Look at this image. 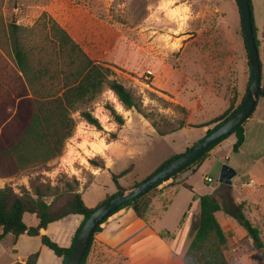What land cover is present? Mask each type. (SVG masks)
<instances>
[{"label": "rangeland", "instance_id": "rangeland-1", "mask_svg": "<svg viewBox=\"0 0 264 264\" xmlns=\"http://www.w3.org/2000/svg\"><path fill=\"white\" fill-rule=\"evenodd\" d=\"M55 1L0 0V54L6 62L0 64L1 84L8 83V75L13 66L4 36L6 25L12 21L25 29L24 42L26 49L30 51L31 59L36 62L35 67H40L37 63L40 61V65L53 69L61 68L58 49L56 50V46L50 42L48 29L50 24L47 27L41 25L44 21L46 23L48 18L53 19L48 8ZM68 1L90 11L117 33L127 46L142 54L141 70L123 69L107 63L116 74V78L135 97L142 112L139 113L135 109L125 110L112 92L104 91L92 104L93 114L104 131H97L94 127L83 123L76 112L73 114L76 127L72 137L65 142L62 156L47 164L31 167L13 178H0V188L10 186L17 193L27 190L33 195L35 190H39L45 195V201L49 203L58 192L67 190L69 185L81 192L83 202L88 208H94L106 195L116 191L113 175H118L132 167L126 176L119 179L121 186L130 189L134 187V183L141 182L154 172L172 154L184 153L188 145H192L201 137V131L194 127L178 130L167 139L160 134L159 131L178 129L186 119L192 124L201 123V112L194 111L187 118V111H182L180 105L172 102L168 98V92L155 86L162 83L164 85L166 73L178 72L176 73L178 77L171 78L169 87L173 91L178 90V100L195 106L196 99L201 101L202 97L205 101L206 94L201 88V77L209 76L206 71L208 57L220 52L223 63L230 65L228 74H234V81L237 82L238 78L242 81L239 60L246 62V51L241 35L240 13L235 0ZM251 3L258 21L264 22V0H251ZM43 13L46 14L45 17ZM260 47L258 55L260 69L264 75L263 46ZM223 69L225 70V64ZM147 70L152 71L153 75L145 73ZM231 80L233 79L230 78ZM263 99L260 97L258 101L259 108L263 105ZM106 103H110L129 125V130H124V138L114 142L110 148L107 143L114 139L110 133L122 126H118L113 121L104 108ZM221 105L223 101L218 100L214 107L215 111H218ZM228 138V141H224L217 149V153L212 154L213 156L202 166L195 171V167H191L192 171L186 172L185 181L198 195H210L217 201L226 202V207H230L231 203L238 204L245 201L248 205L245 216L259 228L264 242V187L260 186V179H264V161L254 164L252 155L233 152L234 144L232 145L231 142L235 138L234 136ZM254 144L255 151H264V130L260 134H255ZM90 160H95L98 164L104 163L105 167L107 164L108 169H96L91 165ZM223 165L231 167L237 173L230 185L219 182ZM207 178L211 181H207ZM250 178L256 181V187H243L242 185ZM179 183V177L170 178L150 194L151 205L155 207L143 220L147 222L156 211V215L171 229L169 231L172 235L167 238L176 245L177 253L184 255L198 226L197 216L187 214L183 218L187 206L194 202L193 194L185 187L176 186L166 195L172 196L170 200L174 203L172 206L171 203L168 204L170 207L163 216L161 208L164 203L160 201V195L165 189ZM221 188L226 189L221 191ZM119 216L112 220H118ZM129 216L126 214L120 217L122 218L120 223L114 226V230L108 229L107 233L116 234L115 231L120 224H123ZM187 220L190 222V227L184 226ZM24 222L32 225L36 222V218L26 214ZM62 224L52 225L49 234L54 235V230ZM151 227L160 228L156 220L151 223ZM240 228L245 233V230ZM176 236L179 240L175 242L173 238ZM12 238L11 235H7L0 241V264H15L16 254L24 258L38 251V247L41 246L37 237L23 236L15 247L12 245ZM231 242L230 244L228 241L225 250L229 264H264L260 254L245 236L235 234ZM43 250L40 264H50L51 259L55 260L56 256L46 247ZM119 257L111 256L107 264H125Z\"/></svg>", "mask_w": 264, "mask_h": 264}, {"label": "trees", "instance_id": "trees-1", "mask_svg": "<svg viewBox=\"0 0 264 264\" xmlns=\"http://www.w3.org/2000/svg\"><path fill=\"white\" fill-rule=\"evenodd\" d=\"M248 3L251 12L253 36L255 44L259 48L260 42L256 34L251 0H248ZM43 16L45 17L46 14L43 13ZM49 24L50 42L56 46L60 56V63H58L61 64V68L58 69L40 65V61L37 62L40 67H35L34 64L36 62L31 59L30 51L26 49L24 42L23 32L25 29L14 21L5 27V45L8 46V55L12 60L13 66L8 75V83L6 85L0 83L1 179L13 178L31 167L47 164L62 156L65 142L72 137L76 127V121L73 118V114L76 112L86 124L94 127L97 131H104L101 123L94 116L92 109V104L104 91L112 92L125 110L135 109L139 113L142 112L135 97L116 78V74L110 67L91 60L70 35L52 18H48V21L46 23L44 21L41 25L42 27H47ZM241 35L243 38L242 26ZM243 45L246 51V63L249 72L247 48L244 39ZM1 63L6 64L4 57L0 54ZM249 84L250 73L245 94L240 100L236 89L232 90L227 98L228 106L223 113L205 124L191 127L212 126L206 131L205 136L210 134L238 109L246 96ZM260 97H264V76L262 75L260 77L258 99ZM104 108L118 126L124 125V118L116 112L110 103H106ZM10 109L13 111H10ZM181 109L184 112L186 111L182 107ZM254 109L255 107L251 114ZM245 121L212 145L202 156L182 170L174 173L170 178L175 179L179 174L189 170L191 167H199L209 156V152L232 134L236 137L233 152H237L244 142L243 124ZM182 127H184L183 122L179 128ZM110 136L116 138L114 133H110ZM196 143L187 148L185 152ZM179 155H172L152 174ZM90 163L97 169L105 168L104 163L98 164L95 160H90ZM131 170L132 167L118 175L112 176L116 191L113 194L106 195L94 208H88L83 202L81 192L69 185L67 190L58 192L49 203L45 201V195L39 190H35L33 195L27 190L17 193L10 186L0 188V241L7 235L13 236L14 239L21 235L39 236L41 243L52 251L55 256L61 258L62 264H65L80 228L89 214L115 195L129 189L121 186L119 179L126 176ZM141 182H136L133 186H137ZM179 185L193 193V201H197L200 207L198 226L191 243L182 257L184 264H229L225 255L228 239L216 217L219 212L229 215L245 230V238L252 243L253 248L264 260V242L261 239L259 228L245 216L247 205L245 202L226 207L210 195L196 194L192 187L185 182L180 181ZM158 186L151 188L134 199L128 200L106 216L95 227L79 264H86L94 236L102 232L103 228L101 225L107 222L109 217L125 209L130 211L134 218L144 219L151 208L150 194L156 191ZM168 202V200H164L163 210H165ZM25 214L34 215L38 221L37 225L27 226L23 221ZM72 215H80L83 219L68 248L60 246L46 234L41 233L47 229L49 224ZM168 236L169 233L167 232L160 234L161 238ZM38 256V252L29 255L25 260V264H36Z\"/></svg>", "mask_w": 264, "mask_h": 264}, {"label": "crops", "instance_id": "crops-1", "mask_svg": "<svg viewBox=\"0 0 264 264\" xmlns=\"http://www.w3.org/2000/svg\"><path fill=\"white\" fill-rule=\"evenodd\" d=\"M48 11L53 17L54 21L57 22L70 35V37L82 48V50L91 60L95 61L96 63L103 64L105 66H108L107 63L109 64L111 63L116 67L123 69H130V70L135 69L136 71L142 69L143 67L142 54L135 52L131 46L130 47L127 46V44L118 37L117 33L113 32L108 25H105L101 20H99L87 9L79 6H75L72 3H70L68 0H56L48 8ZM253 19L256 27L257 38L260 42V46H263V54H264V22L260 20L258 21L257 17L254 15V9H253ZM68 21L70 23H68ZM246 62L245 61L241 62L239 60L240 74L242 76V81L241 79L239 80L238 78L236 82L234 81V77H235L234 74L233 75L228 74V71H230L229 68L230 65H228V63H223L220 52H218L217 54L213 53L212 56L208 57V59L206 60L207 63L206 71L207 74H209L210 78L209 76H207L206 78L201 77V88L206 94V96L204 97L205 101L202 100V97H201V101L196 99L195 106H190L178 100L177 99L178 90L175 89L173 91L169 87L171 78L177 76L178 74L176 73L178 72L169 71L168 73H166L164 85L162 83L155 86L160 87L159 89H163L166 92H168L167 93L169 95L168 98L172 102L176 103L177 105H180L187 111L188 113L187 118H189L192 112L194 111L201 112V123L192 124L186 119L184 123V127L182 128H178L173 131H159L161 132L160 134H162V137L164 139H167L170 136L174 135L178 130H182L191 126H198L205 124L211 121L212 119H214L215 117L219 116L221 113H223L226 110L228 106L227 98L230 92L234 89H236L238 98L240 100L245 94L247 83L249 80L250 70L248 72V67ZM223 64H225V70L223 69ZM231 72H233V70H231ZM145 73L151 76L153 75V72L150 70H147V72ZM261 75L264 76L262 72ZM230 78H232L233 80L230 81ZM218 100H222L223 105L219 107L218 111H215L214 107L217 105ZM258 101L253 113L251 114L250 117L246 119V121L243 124L244 142L239 148V150L236 152V153H240V152L244 153V155H252L254 164H258L259 162L264 161V151H255L254 149L255 134L256 133L260 134L264 130V102L262 107L259 108ZM211 127L212 126L198 128L201 131V137L196 142L202 139L205 136L206 131ZM124 130H129V125L127 122L122 126V128L118 130L112 131V129H109V131H112L113 133L116 134V138L112 139L111 141H108L107 144L109 148L112 146V144H114V142H119L120 140H122V138H124V134H125ZM231 136H234L235 138V140L231 142V144L233 145L236 142V137L234 134L230 135L229 137ZM228 139L229 138H226L223 141H221L218 145H216L209 152V156L202 162V164L207 159L211 158L213 156L212 154L214 153L216 154L217 149L221 147L224 141H228ZM196 142H193L192 145ZM192 145H188L187 148L191 147ZM202 164L200 166H202ZM105 165H106L105 169H108L107 164ZM197 168L198 167H195L194 171ZM188 171H192V170L190 169L186 170L177 176L179 177V181L186 183L185 175L186 172ZM250 180H253L257 185L254 179L250 178ZM176 186L181 187V185L179 184L177 185L174 184L169 186L167 189H165L163 193H161L160 195L161 197L160 201L164 202L165 199L169 201L172 196H166V195L171 193ZM260 186L264 187V179L262 178L260 179ZM224 189L226 188H221V191H223ZM162 197L164 198L162 199ZM218 202L220 204H223L224 206L226 204V202L225 203H222L220 201ZM169 203H171L172 206L174 201L170 200L168 204ZM195 203L198 202L194 201L192 204H190V202L188 203V205L190 204L191 206L190 207L187 206L186 213H184L183 218H185L187 214L188 215L193 214V217L194 216L198 217L200 207H199V203L197 204L198 206ZM167 205L165 210L162 209L164 207L162 205L163 206L161 208L162 216L170 207L169 205L168 206ZM153 207L155 206L151 205L150 211L153 210ZM246 208H248V205H246ZM122 211H124V214L121 215ZM126 214L130 216L125 222H123V224H120V227H118V229L115 231L117 233L116 234L113 233L114 235H111V233L108 234L107 230L108 229L114 230L115 229L114 226L115 225L117 226L118 223H120V221L122 220V218L120 219V217H123ZM156 214L157 212L155 211L154 215L151 216L149 220L147 219V222H145L143 219L134 218L132 213L125 209H122L119 212L115 213L113 216L109 217L107 222L102 224V226H104L102 232L96 234L97 236L95 235L96 237L93 240L86 264H107L109 258L115 255L120 256L119 258L121 259V262L125 264H184L182 260L183 255L177 253L176 245L173 242H170L169 238L160 237L161 233L167 232L169 233L170 236L172 235V233L169 231L171 229L167 225V223H165L163 219H160ZM25 215L23 216V221ZM116 216H119V218H117L118 220H112ZM216 217L218 222L222 226L230 244L232 243L231 242L232 238L233 239L235 238V234H238L241 237H244L246 235V232L245 233L242 232L237 222L229 215L225 214L224 212H219L217 213ZM82 219L83 218L80 215L69 216L65 219L49 224L47 229L45 231H42L41 233L46 234L52 241L56 242L60 246L68 248L72 243L73 237L78 227L80 226ZM154 220L158 222L160 228L151 227V223H154ZM188 220L186 221L187 224H184V226L189 225L190 227L191 225L190 222H188ZM37 222L38 221L36 219V222L33 223L32 225H28L26 223L25 224L27 226H36ZM59 223H63V224L57 227V229L54 230V235L51 236V234H49L50 227L54 224L57 225ZM23 236H27V235H21L17 239L12 238V245L16 247L18 245L20 238ZM177 236L173 238V241L176 242V240L180 239V237L178 236L179 237L178 239ZM34 237H37L41 243L39 236H34ZM44 247L45 246L41 243V246L38 247V251H36L39 253L36 264H40V262L42 261V254L44 251L43 250ZM31 254H28V256ZM28 256L22 258L16 254L14 257L15 258L14 263L25 264V260L28 258ZM50 262H51L50 264H62V259L56 256L55 260L51 259Z\"/></svg>", "mask_w": 264, "mask_h": 264}, {"label": "water", "instance_id": "water-1", "mask_svg": "<svg viewBox=\"0 0 264 264\" xmlns=\"http://www.w3.org/2000/svg\"><path fill=\"white\" fill-rule=\"evenodd\" d=\"M235 2L240 13L243 39L247 48L250 70V84L243 102L230 117L224 120L210 134L204 136L188 151L167 162L162 168L150 175L137 186L115 195L107 202L95 208L80 228L65 264H79L95 227L100 224L106 216L111 214L128 200L134 199L151 188L162 184L174 173L182 170L184 167L198 159L212 145L228 135L251 114L260 94L261 69L258 48L253 36L251 12L248 0H235ZM235 175L236 172L231 167L223 165L220 171L219 182L223 185H230Z\"/></svg>", "mask_w": 264, "mask_h": 264}, {"label": "built area", "instance_id": "built-area-1", "mask_svg": "<svg viewBox=\"0 0 264 264\" xmlns=\"http://www.w3.org/2000/svg\"><path fill=\"white\" fill-rule=\"evenodd\" d=\"M207 181H211L210 178H207L206 179ZM255 182L253 180H249L247 183H244L242 186L245 187V188H254L255 187Z\"/></svg>", "mask_w": 264, "mask_h": 264}]
</instances>
